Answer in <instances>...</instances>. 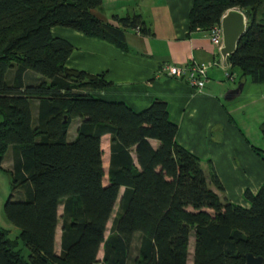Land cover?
I'll return each mask as SVG.
<instances>
[{"label":"trees","instance_id":"16d2710c","mask_svg":"<svg viewBox=\"0 0 264 264\" xmlns=\"http://www.w3.org/2000/svg\"><path fill=\"white\" fill-rule=\"evenodd\" d=\"M100 5L101 0H0V164L11 151L5 171L11 194L3 214L17 229L14 239L0 229V264H97L100 247L99 264H185L190 236L192 264H244L245 254L264 264V182L255 194L243 192L247 208L220 200L216 192L222 186L210 164L207 179L200 161L174 142L176 126L163 102L134 113L90 95L108 87L103 75L65 68L72 47L52 35V28L120 50L126 48L125 29L152 35L138 15L113 16L117 26L98 20L91 11ZM230 9L243 14L245 29L225 58L228 71L237 73L238 84L246 79L264 85V0H192L187 35L208 32ZM26 74L37 79L25 82ZM73 119L79 124L67 141ZM261 127L264 140V123ZM150 139L158 143L155 149Z\"/></svg>","mask_w":264,"mask_h":264},{"label":"crops","instance_id":"0c3cea01","mask_svg":"<svg viewBox=\"0 0 264 264\" xmlns=\"http://www.w3.org/2000/svg\"><path fill=\"white\" fill-rule=\"evenodd\" d=\"M191 2L192 0H161L159 7H150L152 21L147 26L142 14L137 12L139 4L136 2L129 9L130 12L124 13L125 7L121 1L110 0V8L117 3V12L123 14L119 15L115 12L117 9L111 8L114 13L110 11L109 18L103 15L100 7L92 10L91 14L95 18L114 26L117 24L112 21L113 16L140 17L152 35L144 36L133 29H125V50L102 40L83 37L69 29H56V32L52 28L51 33L66 40L72 47L65 61V68L89 75H103L104 81L109 83L108 87L91 92L93 98L121 103L134 113L144 110L154 101L163 102L169 122L176 126L174 142L200 161L207 179V164H210L229 203L247 208L243 192L247 190L255 194L264 182V155L261 153L264 150V140L262 138V145L257 146L250 144L246 138L249 128L264 123V85L250 84L246 79L240 80L239 93L229 101L224 100V95L238 85L237 73L228 71L219 51L210 43L207 32L197 31L187 35V15ZM210 61L217 65L208 71L207 81L200 93L191 90L181 80L167 77L162 71L163 66ZM225 71L232 74L233 81L229 82L224 78ZM35 79L37 78L32 74L24 76L25 82H33ZM35 107L36 103H31L32 121L35 118ZM76 120L75 130L79 124V120ZM68 128L66 140L71 141L75 137V130L69 138ZM108 141V135L100 139L104 174L109 158ZM148 143L152 149L158 145L151 139ZM252 149L260 153L256 154ZM130 157L136 165L132 151ZM136 247L135 235L131 246L132 257L135 256ZM53 251L55 255L60 252V226L58 239L55 228ZM101 257L100 247L96 254L97 264ZM185 264H192V247L189 252L187 246Z\"/></svg>","mask_w":264,"mask_h":264},{"label":"rangeland","instance_id":"374dc122","mask_svg":"<svg viewBox=\"0 0 264 264\" xmlns=\"http://www.w3.org/2000/svg\"><path fill=\"white\" fill-rule=\"evenodd\" d=\"M123 3V6L125 8L124 9V13L125 12H130V8H132L134 5L133 3L136 2L138 3V7L137 9L139 11H137L138 13H141L142 14V19L144 20V22L146 23L145 25H149L152 21V18H151V15H150V7L151 6H155V7H159L160 4H161V0H119ZM145 1V2H144ZM117 3L114 5H112L111 8L113 9H117ZM110 8V0H101V5H100V11L103 12L104 16H106L107 18L110 17V11L111 13H114L112 12V9ZM126 9V11H125ZM128 9V10H127ZM130 9V10H129ZM117 10H115L116 13H118L119 15L120 14H123V12H117ZM54 31L57 32L56 29H63V28H53ZM10 73H7L5 78L6 80H9V78L11 76H9ZM76 123H77V120L74 119L71 124L69 125V138H71V132L73 130H75V126H76ZM262 124L261 123L258 127L256 125H253L250 129V132L248 131V133L246 134V138L248 139V141L250 142V144H253V145H262V134H261V129H262ZM74 135H75V131H74ZM10 160H11V151L10 149L8 148L4 155H3V158H2V162L0 164V229L1 230H4L6 232V236L7 238L9 239H14L17 235V229L15 227H13L7 220L6 218L4 217V214H3V203L5 202V200L7 199V197L11 194L10 192V177L9 175L5 172L7 171V169L9 168V164H10ZM104 182H105V177H104ZM212 190L213 187L212 186H209ZM219 199L222 200L224 199V193L223 192H216ZM19 197L15 195V199H18ZM116 209H114V212H115ZM114 212H113V215H114ZM61 213V208L59 207L58 210H57V214L60 215ZM112 215V217H113ZM111 217V218H112ZM111 218L108 220V223L106 225V230H105V233H104V236L106 237L107 234H108V231H109V227H110V220ZM59 226H60V221L58 220L57 222V226H56V239L59 238ZM19 248H22V253L25 254L26 253V250L23 246L21 245H18ZM191 247H192V238L190 236L189 240H188V249H189V252L191 251Z\"/></svg>","mask_w":264,"mask_h":264},{"label":"built area","instance_id":"2783aa9c","mask_svg":"<svg viewBox=\"0 0 264 264\" xmlns=\"http://www.w3.org/2000/svg\"><path fill=\"white\" fill-rule=\"evenodd\" d=\"M135 31L138 33L137 29H135ZM207 33L210 43L217 51H219L221 48V30L219 25L212 27ZM216 65L217 64L214 61L200 64L189 62L188 64L180 66H163L162 71L167 77L181 80L191 90L200 93L207 81L208 71ZM224 78L229 82L232 81V78L226 73V71L224 72Z\"/></svg>","mask_w":264,"mask_h":264},{"label":"water","instance_id":"95a60500","mask_svg":"<svg viewBox=\"0 0 264 264\" xmlns=\"http://www.w3.org/2000/svg\"><path fill=\"white\" fill-rule=\"evenodd\" d=\"M219 27L221 30V48L219 50V54L225 61V58L234 51L238 40L244 32L245 18L240 11L230 9L220 18ZM222 65H224V62ZM240 89L241 83H239L234 89L228 91L224 95V100H231L239 93ZM64 122L65 119L63 123ZM244 264H263V260L261 257H254L251 254H245Z\"/></svg>","mask_w":264,"mask_h":264}]
</instances>
